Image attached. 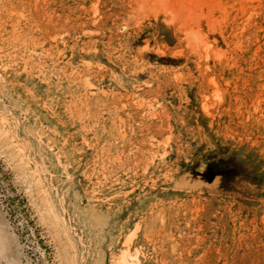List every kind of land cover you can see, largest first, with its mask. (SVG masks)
Returning <instances> with one entry per match:
<instances>
[{"label":"rangeland","instance_id":"374dc122","mask_svg":"<svg viewBox=\"0 0 264 264\" xmlns=\"http://www.w3.org/2000/svg\"><path fill=\"white\" fill-rule=\"evenodd\" d=\"M0 264H264V0H0Z\"/></svg>","mask_w":264,"mask_h":264}]
</instances>
